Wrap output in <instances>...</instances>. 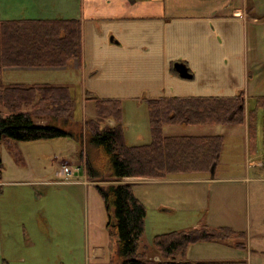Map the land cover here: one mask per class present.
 I'll return each instance as SVG.
<instances>
[{
	"label": "crops",
	"instance_id": "1",
	"mask_svg": "<svg viewBox=\"0 0 264 264\" xmlns=\"http://www.w3.org/2000/svg\"><path fill=\"white\" fill-rule=\"evenodd\" d=\"M28 19L79 21L81 57L61 68L78 69L79 74L72 76H76L78 82L80 79L84 98L86 91L95 93L103 87L107 98L120 100L124 142L128 145L146 144L151 140L148 100L161 96L241 94L243 171L246 174L211 176L209 172H183L165 179L124 177L121 182L131 184L134 195L146 208V215L151 212L157 222L179 214L182 227L190 229L208 225L246 230L247 222L250 223L244 214L247 186L264 180V177L247 175L251 166L256 172L264 171L262 121L261 131L257 121L262 111L256 103L258 97L264 96V0H0V22ZM175 62L185 63L191 78L180 77L174 69ZM58 85H66L74 93L72 84ZM124 98L133 103L142 99L146 113L135 112L133 120L127 121ZM250 102H253L251 106ZM252 110H255L256 120L254 136L250 138L248 115ZM92 115H95V107ZM108 123L116 122L109 118ZM58 151L63 152L62 148ZM77 156L69 153L68 162H81L82 154ZM63 160L55 163V172L60 177H63L60 167ZM80 170L82 179H61L56 183L84 186L92 225L85 232L81 252L78 251L82 261H74L73 256L65 255L64 251L49 254L37 248L48 244L64 247H59L58 241L62 244L68 232L36 229L31 233L23 217L19 220V229L10 232L15 239L12 243L17 246L14 251H7L10 264H120L113 252L115 236L106 228L103 201L95 183L87 180L85 171ZM33 242L36 245L30 248ZM228 244L198 241L186 248L182 259L192 262L238 260L239 251ZM151 252V258L159 260L157 252Z\"/></svg>",
	"mask_w": 264,
	"mask_h": 264
},
{
	"label": "trees",
	"instance_id": "2",
	"mask_svg": "<svg viewBox=\"0 0 264 264\" xmlns=\"http://www.w3.org/2000/svg\"><path fill=\"white\" fill-rule=\"evenodd\" d=\"M81 57L80 23L77 19L6 20L0 22V73L5 68H61ZM242 95L235 96H161L148 100L151 140L146 144L124 142L121 124L122 107L117 98H98L86 91L85 98L94 101L95 117L85 120L89 143L97 154L86 162L88 177L121 180L124 177L165 179L183 172H209L217 162L221 135L165 136L163 126L170 124H242ZM262 111L264 144V96L256 99ZM74 97L66 85L51 83H0V143L35 141L69 137L73 134L54 124H38L37 118H66L72 115ZM113 119L110 125L105 120ZM249 135L254 136L255 110L250 111ZM84 134V136H86ZM90 156V155H89ZM2 160L0 157V173ZM105 211L107 228L116 238L120 264H246L245 261H187L186 248L198 241H233L246 246L245 231L228 226L202 225L188 230L168 231L154 235L153 246L159 255L154 260L147 249L139 246L144 232L146 208L134 195L130 183L95 185Z\"/></svg>",
	"mask_w": 264,
	"mask_h": 264
},
{
	"label": "rangeland",
	"instance_id": "3",
	"mask_svg": "<svg viewBox=\"0 0 264 264\" xmlns=\"http://www.w3.org/2000/svg\"><path fill=\"white\" fill-rule=\"evenodd\" d=\"M76 73L79 74L78 69L72 66L54 69L16 67L3 69L0 73V83L3 86L15 82L29 84L39 82L66 83L72 84L71 86L74 91V107L72 115L67 117V119L63 117L55 118L53 116H44L36 119V123L38 124H54L71 132L74 136V138L72 137L73 139L11 140L10 142L2 140L0 143V157L2 160L0 173V264H10L11 262L8 260V252L9 250L14 251V249H17V246L12 243L15 239L10 232L19 229V220L23 217L27 220L28 224L26 227L30 229L31 233L36 229L68 232L64 236L62 244L60 240L58 241L59 247L61 245L64 247L55 248L52 245L49 246V244L42 246L40 242L42 247L37 246V248L39 247L43 251L49 252V254H53L52 251L60 253L64 251L65 255L73 256L74 261H82V255L78 251L81 252L83 237L92 223L91 218L88 216L89 208L84 186L71 183L57 184L58 180H64L65 178L56 174V161L65 159L66 161L63 160L62 164L72 165L68 162L69 153L76 156L81 153L82 160L80 159L81 162L77 164L85 171L84 174L87 176V180L95 183V185H108L109 183H119L122 181L102 180L99 177L90 179L88 177L86 161L89 160V157L93 158L97 154L89 143L84 123L88 118L95 117V115H92L94 113V102L88 99L85 100L79 87L80 79L78 82L76 76H72L76 75ZM99 80L101 81L102 79ZM104 93L105 88L100 87L98 91L91 94L98 98H102V96L104 98L109 97L108 95H104ZM127 99H122L124 100V109H127L125 111L127 121L133 120L135 112H139V114L141 112L143 114L146 113V109L142 105V99L136 103L126 102L125 100ZM252 104L253 102L249 103L250 106ZM140 116L142 117V115ZM105 121L107 123L108 119ZM257 121L258 128L261 131V113L258 114ZM163 129V133L169 135L222 134L224 136L222 152L214 168L213 176L246 174L243 171L245 159L242 142L243 126L241 124H170L164 125ZM59 148H62L63 152H59ZM248 165L251 166L252 163ZM81 174H83L82 170H80L77 177L71 180L82 179ZM247 175L264 177V171L258 170L256 172L254 166H251L250 172ZM244 212L246 219L250 220V223L247 222L245 230L246 246L244 248L237 247L231 242H228V245L232 249L239 251L240 257L238 260L245 261L246 264H264V180L251 182L249 187L247 186ZM181 217L178 214L177 216H169L164 221L157 222L154 219V215L150 212L144 219V232L139 240V246L147 249L148 255L151 257V251L155 249L153 246L155 234L190 229L188 226L182 227L184 225L181 223ZM108 232L110 233L109 229ZM111 235L113 237V234ZM113 239V252L117 254L115 238ZM33 243L30 248L35 247L36 242ZM30 248H28L29 251ZM2 251H4V254H1Z\"/></svg>",
	"mask_w": 264,
	"mask_h": 264
},
{
	"label": "water",
	"instance_id": "4",
	"mask_svg": "<svg viewBox=\"0 0 264 264\" xmlns=\"http://www.w3.org/2000/svg\"><path fill=\"white\" fill-rule=\"evenodd\" d=\"M173 66H174L175 71L178 73V75L180 77L185 78V79L191 78V73L189 72L185 63L175 62ZM241 100H242V98H241ZM242 106H243V101L240 104V107H242ZM215 166H216V162H213L210 166L209 173L211 176H213V174H214Z\"/></svg>",
	"mask_w": 264,
	"mask_h": 264
},
{
	"label": "built area",
	"instance_id": "5",
	"mask_svg": "<svg viewBox=\"0 0 264 264\" xmlns=\"http://www.w3.org/2000/svg\"><path fill=\"white\" fill-rule=\"evenodd\" d=\"M80 169L81 167L79 164H72V165L62 164L61 165V172H62L63 177L66 180H71L72 178L77 177L78 173L80 172Z\"/></svg>",
	"mask_w": 264,
	"mask_h": 264
}]
</instances>
